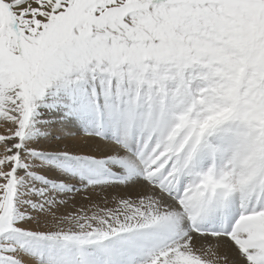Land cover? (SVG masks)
Returning <instances> with one entry per match:
<instances>
[{
    "label": "snow or ice",
    "instance_id": "6c2138e0",
    "mask_svg": "<svg viewBox=\"0 0 264 264\" xmlns=\"http://www.w3.org/2000/svg\"><path fill=\"white\" fill-rule=\"evenodd\" d=\"M0 264H264V0H0Z\"/></svg>",
    "mask_w": 264,
    "mask_h": 264
}]
</instances>
